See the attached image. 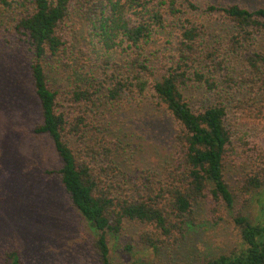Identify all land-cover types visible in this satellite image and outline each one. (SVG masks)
Wrapping results in <instances>:
<instances>
[{
  "label": "trees",
  "instance_id": "trees-1",
  "mask_svg": "<svg viewBox=\"0 0 264 264\" xmlns=\"http://www.w3.org/2000/svg\"><path fill=\"white\" fill-rule=\"evenodd\" d=\"M0 8L17 13L12 32L29 46L42 110L34 131L49 135L62 159L57 172L94 232L99 264H112L109 236L126 221L153 227L138 239L156 253L179 243L201 201L216 223L229 214L237 234L234 247L201 264H264V166L245 172L236 189L225 172L229 158L236 163L242 156L233 144L231 113L241 109L264 123V6L206 3L202 10L193 0H0ZM200 10L205 19L190 16ZM78 13L82 35L74 38ZM157 39L167 43L152 51ZM53 57L74 74L66 93L49 83L45 62ZM194 89L208 97L198 110L188 100ZM150 93L178 129L165 164L134 177L121 166L120 142L104 122L87 116L99 99L115 107ZM62 95L71 113L60 110ZM132 248L126 242L124 250ZM3 264H23L19 251L6 252Z\"/></svg>",
  "mask_w": 264,
  "mask_h": 264
},
{
  "label": "rangeland",
  "instance_id": "rangeland-1",
  "mask_svg": "<svg viewBox=\"0 0 264 264\" xmlns=\"http://www.w3.org/2000/svg\"><path fill=\"white\" fill-rule=\"evenodd\" d=\"M193 1L202 10L206 3L264 6V0ZM193 14L190 16L206 18L201 10ZM77 15V24L72 25L74 38L82 35V24L78 26L81 15ZM16 16L0 8V264L11 250L19 251L23 264H99L94 232L73 207L57 172L62 159L50 136L34 131L43 120L42 110L30 74L29 46L12 32ZM161 43L167 42L157 39L151 50ZM59 59H48L45 67L51 86L66 93L74 74ZM63 95L59 108L71 113ZM152 95L115 107L99 99L87 116L89 122H104L109 135L120 142L121 166L134 177L139 173L143 177L149 168L159 169L173 154L178 124ZM188 97L194 110L208 103L201 89L189 92ZM231 114L233 144L242 156L236 163L231 162L233 156L229 158L225 172L236 189L245 172L258 164L264 166V123L241 109ZM254 213L253 205L249 214ZM188 221L187 236L177 244H166L157 253L138 239V234L153 227L126 221L119 234L109 236L112 264H201L207 257L235 246L237 234L230 215L216 223L217 219L209 217L206 201L195 205ZM126 242L133 246L128 253L124 250Z\"/></svg>",
  "mask_w": 264,
  "mask_h": 264
}]
</instances>
